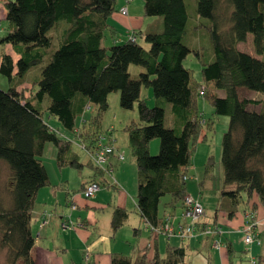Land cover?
<instances>
[{
	"label": "trees",
	"instance_id": "16d2710c",
	"mask_svg": "<svg viewBox=\"0 0 264 264\" xmlns=\"http://www.w3.org/2000/svg\"><path fill=\"white\" fill-rule=\"evenodd\" d=\"M142 1L144 16L160 18L161 31L135 32L134 40L128 38L107 48L102 42L111 28L109 18L116 11L117 0H0L10 28L0 36V74L9 80L7 90L0 88V161L6 162L11 173L9 199L0 200V250H6L7 264H34L32 210L38 190L49 184L42 162L47 143L56 148L58 168L89 167L99 177L105 172L90 158L82 163L72 149L73 141L61 137L46 115L72 133L85 152L94 151L100 137L106 135L101 120L113 92L120 93L122 109L137 108L139 121L131 122L124 131L137 170V213L155 235L160 236L154 230L166 221L173 225L189 222L184 212L186 222L162 221L159 206L167 195L182 202L186 196L194 144L205 123L198 96L215 115L229 117L221 154L222 194L228 200L217 211L232 219L243 194L264 205V0H197V18L208 20L202 27L213 49L211 60L201 59L199 51L182 42L189 20L185 0ZM249 35L254 55L238 48ZM137 37L149 49L138 44ZM5 45L18 55L16 61L3 51ZM192 53L201 63L203 83L184 66ZM43 64L40 75L28 76ZM130 65L141 66L144 72L132 79ZM143 88H152L154 107L141 98ZM241 90L262 98H242ZM165 103L171 106L176 128L165 126ZM87 113L90 115L78 126V119ZM211 125L208 122L207 128ZM153 140H159L156 155L150 151ZM107 141L112 145L108 137ZM128 215L123 208H113V232ZM204 216L194 234L200 231L203 236H214L205 234L207 227L215 225H205ZM140 232L133 230L135 237ZM185 256V248L168 244L164 255L156 253L151 259L143 254L133 261L114 253L111 264H183Z\"/></svg>",
	"mask_w": 264,
	"mask_h": 264
},
{
	"label": "crops",
	"instance_id": "0c3cea01",
	"mask_svg": "<svg viewBox=\"0 0 264 264\" xmlns=\"http://www.w3.org/2000/svg\"><path fill=\"white\" fill-rule=\"evenodd\" d=\"M133 2L134 0L130 2L117 0L114 22H109L112 44H121L125 41L119 36L121 33L118 31V25L119 27L128 28L125 31L127 39L139 31H161L162 22L160 19H154L157 25L156 28L148 26V29L138 28L135 30L141 19L140 17L129 15L128 7ZM0 6L4 8V3L0 2ZM124 7H127V15L121 14V9ZM129 29H131L132 33L128 31ZM9 31V26L5 27L0 36ZM247 40H249V37ZM241 44H238V48H240ZM102 46H104L103 42ZM3 51L12 55L15 61L18 59V55L10 45L3 46ZM257 57L262 58L261 56ZM25 85L29 84L25 83ZM28 95L29 93H26V96ZM48 118L53 122L55 121L52 117ZM85 120L86 114L79 118L77 125L80 126ZM47 122L49 123L48 119ZM50 126L63 135L62 137L69 139L67 134L60 131L58 125L56 127ZM105 131L106 133L104 134H106L115 148V154L109 158L108 170L104 172L102 177L95 175L94 171L89 167H84L81 170L76 169L81 173V177L79 189L75 190L72 186L74 177L70 170L74 168L66 167L60 169L56 167L58 168L56 171L51 166L52 169L49 172L46 165H44L48 173L49 184L38 190L32 210L31 229L35 242L31 249V257L34 264H85L84 261L86 260H83L85 253L88 254V260L86 261L88 264H111L114 253L131 257L133 261H136L143 254H146L147 258L151 259L156 253L164 255L168 244L185 248L186 256L183 264H264V252L254 254L255 248L261 246V243L258 245L257 243L246 244L243 242L244 230L250 224H254L253 232L258 236L259 240L264 235V207L261 206L254 196L250 199L246 197V201L243 203L245 205L243 213L240 214L237 211L232 219L228 218L226 212H219L214 215L212 223L219 228L220 232L216 234L217 239H215L214 244L210 248V250H213V254L206 252V248L203 246L204 234L200 233V231L184 239L155 235L147 222L138 215L137 207L138 220L130 224L128 211L130 194L124 189L122 177L120 178L122 180L119 181L115 178L116 170L125 161V153L120 151L117 140L112 135V130L107 129ZM157 144L158 142L153 140L150 144V151L157 149ZM53 155L55 161L56 151ZM121 155L122 158H120ZM42 158H44V154ZM87 158L89 160V157ZM81 162L86 163L84 161ZM106 174L112 177V184L106 179ZM91 181L100 183L101 189L92 199L87 201L88 199L84 197L82 190ZM103 187L112 194V199L108 204H105L102 200ZM167 196L169 197H166L162 204L160 202L159 206V215L163 219L162 221L171 218L174 222H186L182 217L184 212L182 199L176 200L170 195ZM243 198L244 194L241 201L244 200ZM71 203L77 206L75 210L70 208ZM114 207L123 208L129 214L127 220L116 232H113L111 228ZM67 213L70 214L69 219L75 218L77 224H82V227L70 230L74 231L72 236L65 237L61 234L60 224L62 226V222L67 218ZM203 223L206 225L208 222L203 220ZM127 224H129L128 228L126 227ZM221 225L226 226L228 229L223 230ZM202 227L204 225H201L199 229L201 230ZM134 229H141L137 237L133 234ZM122 234L125 235L124 238L121 236ZM217 241L221 244L219 249L215 248Z\"/></svg>",
	"mask_w": 264,
	"mask_h": 264
},
{
	"label": "rangeland",
	"instance_id": "374dc122",
	"mask_svg": "<svg viewBox=\"0 0 264 264\" xmlns=\"http://www.w3.org/2000/svg\"><path fill=\"white\" fill-rule=\"evenodd\" d=\"M187 5V12L189 15V20L187 23L186 33L183 36L182 42L189 48L199 51L201 59L211 60L214 58L213 49L211 46V42L209 39V35L207 30L202 27L203 24H207V19H198L196 16V7L197 0H185ZM129 15L133 17H140V21L137 25L138 28L148 29V26H152L151 28H156V22L154 19H160L157 17H146L143 13V1L142 0H134L132 4L128 7ZM6 10L3 6H0V34L4 31V28L8 26V22L5 20ZM115 13V12H114ZM114 13L109 18V22H114ZM61 21L60 23H62ZM150 24V25H149ZM201 25V27H197ZM118 27L119 36L122 40H126L127 37L125 35V31L128 29L127 27ZM130 28V27H129ZM128 31L131 32V29ZM118 33V34H119ZM132 33V32H131ZM137 43L143 46L145 49H149V45L144 42L143 39L137 37ZM103 44L105 47H109L112 44V37L110 31L107 30L105 33V38L103 40ZM242 51L244 50L246 53L254 55L253 43H252V35H249V40L240 45ZM243 51V52H244ZM33 68L29 73V75H40L41 67ZM184 66L192 71L193 78L199 82L203 83L202 74H201V63L199 59L193 53L190 54L187 59L184 61ZM144 72V69L141 66L130 65L129 73L132 79H137L139 74ZM9 87V80L0 74V88L7 90ZM219 95L223 96V91H219ZM240 96L242 98H253L256 100H260L262 95L257 94L255 92H249L247 90H241ZM141 98L144 99L149 107H154L155 99L153 96L152 88H143L141 92ZM120 93L113 92L108 97L109 107L107 111L104 113L103 118L101 120L102 129L112 130V135L117 140V145L120 148L121 152L125 153V161L121 163L120 168L116 170L115 178L123 181V186L126 192L130 194V203L128 205V211L130 214V224L133 221L138 220V216L136 214V195L138 188V180H137V170L136 166L133 162V159L130 154V150L128 147V134L124 131V128L129 125L131 122H138V112L136 106L131 110H124L120 107ZM197 104L199 108V112L202 115V120L205 121L201 128L200 136L197 139L195 145V150L193 152L191 158V166L187 172V180H186V193L185 195H192L195 198H199L201 201L205 216L203 220L208 223H212L214 215H216V211L219 206L223 203H226L228 200L222 194L223 191V167L221 163V154H222V138L223 135L227 132L229 127V117L224 115H215L213 112V108L203 99L202 96H198ZM165 109V126L167 128H176V122L171 112V106L168 103L164 104ZM90 113L86 114L88 117ZM46 115L45 119L49 121L50 125L57 126L60 128V131L64 134L68 135V138L71 139L72 149L76 152L81 161L86 162L88 160V156L86 152L80 147L79 143L76 141L74 135L68 132L66 129L62 127V125L55 120L54 122L48 118ZM79 121V119H78ZM208 122L212 125L210 128H207ZM109 133V132H108ZM58 134L62 137L59 132ZM205 136L203 141L202 137ZM158 142L157 149L151 151V155L158 154L159 150V140H155ZM192 145V144H191ZM56 151L55 146L52 143H47L45 146L44 158H42V162L46 165L49 172L54 167V170H58L56 168V164L54 161V152ZM210 163V164H209ZM52 166V168H51ZM72 172V176L74 177L72 186L75 190L79 189L80 177L81 173L76 169H70ZM87 171V170H86ZM51 174V173H50ZM122 177V179H120ZM106 179L112 184L113 179L108 174H106ZM11 185V173L8 168V165L4 161H0V200L7 201L9 199L7 188ZM102 191V200L105 204L112 199L111 192L107 191L105 187ZM101 189V188H100ZM116 192V191H114ZM96 195V194H95ZM94 195V196H95ZM93 196V197H94ZM92 197V198H93ZM165 196L162 198L161 204L165 201ZM246 195L244 194V200L240 201L238 204V212L240 214L243 213L245 205L243 204L246 201ZM89 198V199H92ZM89 199L87 201H89ZM91 201V200H90ZM262 207L264 205L261 204ZM70 210V209H69ZM218 212V211H217ZM219 213V212H218ZM70 214L67 213L66 217H69ZM71 218V217H70ZM69 225H76L77 221L75 218L68 219ZM129 227V224L126 226ZM223 230H227L226 226L221 225ZM126 228V229H127ZM60 230H62V236L68 237L72 236V232L68 229H64L60 224ZM198 230V229H197ZM123 238L125 235H121ZM126 238V237H125ZM204 240V248H206V252H210L213 254V250H210L211 246L214 244L217 236H208L207 238L203 236ZM261 246L255 248L254 254H261L264 252V235L260 238ZM88 254H84L83 260H88ZM85 264H88V262ZM200 262V261H199ZM203 263V262H202ZM0 264L6 263V250H0Z\"/></svg>",
	"mask_w": 264,
	"mask_h": 264
},
{
	"label": "built area",
	"instance_id": "2783aa9c",
	"mask_svg": "<svg viewBox=\"0 0 264 264\" xmlns=\"http://www.w3.org/2000/svg\"><path fill=\"white\" fill-rule=\"evenodd\" d=\"M132 0H127L130 2ZM121 14L127 15V7L121 9ZM131 40H134V35L129 37ZM115 149L112 145H110L107 141V136L103 135L100 137L97 147L94 151H86L88 157L92 161V163L100 168L103 171L108 170L109 158L113 155ZM122 158V155L121 157ZM100 190V185L97 182L88 183L84 189L82 190V194L86 199L92 198L98 191ZM183 207H184V218L188 219L187 223H179L177 225H173L170 221H166L163 226L158 229H155L154 232L168 238L178 237L181 239L187 238L195 233V228L197 223H201L202 217L204 216V208L199 200V198H195L192 195H186L183 199ZM77 206L71 203V209L75 210ZM69 217L65 218L62 222V227L68 230H75L76 228L82 227V224L78 223L76 225H69ZM253 225L250 224L244 230V238L243 242L246 244L257 243L260 244V240L258 236L253 232ZM205 234L216 235L220 232L217 227H207L205 229ZM221 244L219 241L216 242L215 248L219 249ZM88 258V257H86Z\"/></svg>",
	"mask_w": 264,
	"mask_h": 264
}]
</instances>
